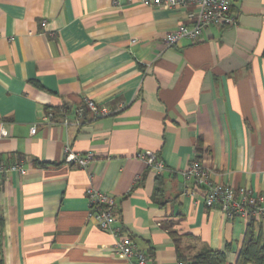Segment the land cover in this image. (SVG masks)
Here are the masks:
<instances>
[{"label": "crops", "instance_id": "1", "mask_svg": "<svg viewBox=\"0 0 264 264\" xmlns=\"http://www.w3.org/2000/svg\"><path fill=\"white\" fill-rule=\"evenodd\" d=\"M191 9L0 0V160L25 169L0 175L5 264H130L113 251L122 236L146 264L180 263L176 245L235 263L249 220L185 194L181 172L197 160L213 181L264 192V0H231L234 23L166 46ZM84 99L110 114L75 123ZM65 145L93 160L66 163ZM143 151L163 169L139 159ZM90 187L113 198L118 237L89 218ZM254 225L264 234V221Z\"/></svg>", "mask_w": 264, "mask_h": 264}, {"label": "built area", "instance_id": "2", "mask_svg": "<svg viewBox=\"0 0 264 264\" xmlns=\"http://www.w3.org/2000/svg\"><path fill=\"white\" fill-rule=\"evenodd\" d=\"M142 3L146 6L165 4L170 7L190 6L192 8L187 13L186 22L180 23L175 29L164 34L163 41L168 47L183 39L190 42L198 40L207 26H228L234 23L230 10L231 0H142ZM44 24L45 21H41V25ZM60 111L62 112V109ZM108 114L110 110L96 104L91 99H84L83 103L73 111L77 124L88 117L97 118ZM45 119L51 122L54 119L53 112H47ZM61 123L66 126L69 122L63 119ZM35 130L36 126L32 125L30 134H33ZM6 135L5 122L0 119V137ZM63 153L66 163L75 164L80 168H84L93 160L91 153L74 152L68 145H65ZM137 157L145 160L149 166L158 171L163 169L161 161L157 160L150 151L139 152ZM20 164L21 160L7 164L0 160V175L8 170L24 174L25 169ZM181 173L189 181L185 194L194 198H202L206 207H218L228 218L238 217L264 221V192H253L249 188L232 187L213 181L209 178V171L197 160H192ZM86 194L90 205L89 218L101 231L118 237V230L113 227L118 217L113 198L93 187L88 188ZM113 251L126 258L130 264H146L148 261L147 255L136 248L129 236L118 237Z\"/></svg>", "mask_w": 264, "mask_h": 264}, {"label": "trees", "instance_id": "3", "mask_svg": "<svg viewBox=\"0 0 264 264\" xmlns=\"http://www.w3.org/2000/svg\"><path fill=\"white\" fill-rule=\"evenodd\" d=\"M58 109V108H57ZM63 110V109H62ZM59 109L53 112L58 115ZM158 190V189H157ZM115 211L117 213L116 207ZM254 219L246 225L244 239L234 264H264V234L255 230ZM173 237L174 232L170 233ZM175 242L178 237H174ZM177 257L181 264H226L224 251L211 250L204 246L199 251L185 255L176 245ZM0 264H5L0 242Z\"/></svg>", "mask_w": 264, "mask_h": 264}]
</instances>
